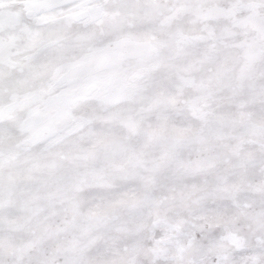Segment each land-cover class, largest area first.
Listing matches in <instances>:
<instances>
[{"label":"snow or ice","instance_id":"6c2138e0","mask_svg":"<svg viewBox=\"0 0 264 264\" xmlns=\"http://www.w3.org/2000/svg\"><path fill=\"white\" fill-rule=\"evenodd\" d=\"M0 264H264V0H0Z\"/></svg>","mask_w":264,"mask_h":264}]
</instances>
